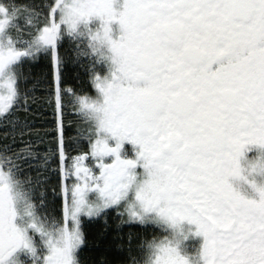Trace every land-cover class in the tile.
Returning <instances> with one entry per match:
<instances>
[{
  "label": "snow or ice",
  "instance_id": "1",
  "mask_svg": "<svg viewBox=\"0 0 264 264\" xmlns=\"http://www.w3.org/2000/svg\"><path fill=\"white\" fill-rule=\"evenodd\" d=\"M0 264H264V0H0Z\"/></svg>",
  "mask_w": 264,
  "mask_h": 264
},
{
  "label": "flooded vegetation",
  "instance_id": "2",
  "mask_svg": "<svg viewBox=\"0 0 264 264\" xmlns=\"http://www.w3.org/2000/svg\"><path fill=\"white\" fill-rule=\"evenodd\" d=\"M73 71H74L73 67L71 65H69V73L71 74ZM69 82L71 83V79ZM47 115H50V113ZM37 126L39 127L40 125H37ZM96 227H99V225H96Z\"/></svg>",
  "mask_w": 264,
  "mask_h": 264
}]
</instances>
